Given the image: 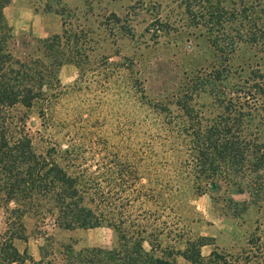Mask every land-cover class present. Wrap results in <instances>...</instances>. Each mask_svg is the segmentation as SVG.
Masks as SVG:
<instances>
[{"label":"trees","instance_id":"16d2710c","mask_svg":"<svg viewBox=\"0 0 264 264\" xmlns=\"http://www.w3.org/2000/svg\"><path fill=\"white\" fill-rule=\"evenodd\" d=\"M11 1L0 0V264H176L173 258L211 264L213 256L203 257L201 249L212 239L198 230L194 201L231 193L264 205V67L236 76L232 42L213 37L209 27L216 64L170 97L147 99L127 68L120 67L122 74L105 59L87 69L86 49L78 48L67 22L62 35L37 40L18 55L4 15ZM239 1L238 27L246 21L254 30L253 5ZM201 4L186 0L194 7L188 13ZM261 32L246 33L244 42L260 41L264 49V0ZM67 63L80 79L64 88L59 73ZM84 84L96 87L93 105L59 108ZM202 95L207 104L197 103ZM33 108L51 136L27 132ZM47 220L63 232L109 229L110 249L60 244L57 258L44 245L35 261L18 245L27 241L28 221ZM153 249L183 250L156 256Z\"/></svg>","mask_w":264,"mask_h":264},{"label":"rangeland","instance_id":"374dc122","mask_svg":"<svg viewBox=\"0 0 264 264\" xmlns=\"http://www.w3.org/2000/svg\"><path fill=\"white\" fill-rule=\"evenodd\" d=\"M188 1L200 2L202 8H195L190 14L188 10L194 7L187 8L186 0H13L4 15L16 38L18 55L30 51L37 40L62 35V24L67 22L75 33L78 48L81 52L86 49L87 69L105 59L111 69L127 68L125 75L139 80L147 99L170 97L180 84L216 64L218 54L209 42V27L214 29L213 37L232 42L234 51L229 54V65L236 76H246L256 67H264L261 42L253 46L244 42L248 38L246 33H262V0H245L254 7V30H249L246 21L238 27L241 19L233 11L241 10L239 0ZM221 26L224 31L218 32ZM59 79L61 86L68 88L79 81L80 72L67 63L61 68ZM95 89L81 85L80 91L68 94L59 108L87 110L93 105ZM199 99V104L208 102L204 95ZM26 130L35 139L39 135L51 136L37 108L30 111ZM54 139L61 143V137ZM193 206L202 219L200 234L212 239L210 245L201 249L203 257L213 256L211 264H264V205L251 204L245 195L209 193L196 199ZM26 225L27 241L19 244L18 250L26 249L35 261L44 245H49L46 250L60 258V244H71L77 250L110 249L112 242V233L106 228L63 232L50 220L39 226L32 221ZM4 227L0 207V234ZM144 248L150 250L147 244ZM153 250L160 256L183 249ZM173 259L176 264H187L180 258Z\"/></svg>","mask_w":264,"mask_h":264}]
</instances>
